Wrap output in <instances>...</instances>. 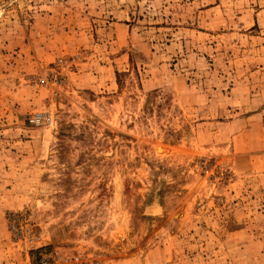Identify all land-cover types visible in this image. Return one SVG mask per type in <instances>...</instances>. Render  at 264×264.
Returning a JSON list of instances; mask_svg holds the SVG:
<instances>
[{
  "label": "rangeland",
  "instance_id": "374dc122",
  "mask_svg": "<svg viewBox=\"0 0 264 264\" xmlns=\"http://www.w3.org/2000/svg\"><path fill=\"white\" fill-rule=\"evenodd\" d=\"M0 264H264V0H0Z\"/></svg>",
  "mask_w": 264,
  "mask_h": 264
}]
</instances>
